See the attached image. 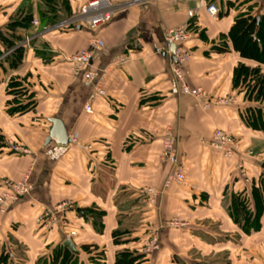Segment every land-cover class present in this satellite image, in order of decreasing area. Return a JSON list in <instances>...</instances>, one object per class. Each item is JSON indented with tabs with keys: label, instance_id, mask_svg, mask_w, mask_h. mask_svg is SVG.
<instances>
[{
	"label": "crops",
	"instance_id": "0c3cea01",
	"mask_svg": "<svg viewBox=\"0 0 264 264\" xmlns=\"http://www.w3.org/2000/svg\"><path fill=\"white\" fill-rule=\"evenodd\" d=\"M68 1L73 16L90 0ZM109 3L112 15L96 29L80 22L58 30L63 20L51 26L40 21L41 0H0L3 34L24 8L38 22L23 34L31 42L21 66L0 67V195L10 194L8 183L26 176L30 185L27 195L0 213V264H51L52 250L71 231L78 264H114L125 249L142 255V264H264V205L253 193L263 179L264 131L243 121L246 109L262 106L246 101L234 78L239 66L264 75V63L241 58L229 40H221L236 17L264 16V0ZM210 3L218 8L216 19L202 8ZM185 25L191 32L176 53L188 55L180 65L184 82L205 92L206 108L181 92L171 59L154 54L168 31ZM222 42L226 51L219 53L215 48ZM84 50L92 52L98 73L94 87L103 91L90 115L84 105L94 89L81 75L73 77L63 61ZM14 76H26L28 83L29 96L20 101L29 106L18 112L7 89ZM52 118L64 125L67 145L46 142ZM218 130L237 144L229 146L230 157L209 146ZM167 139L182 183L166 184L175 168L162 157ZM239 199L259 217L249 233L232 218ZM174 219L178 225L169 226ZM115 231L124 233L117 244ZM151 233L157 234L158 249L141 254Z\"/></svg>",
	"mask_w": 264,
	"mask_h": 264
},
{
	"label": "trees",
	"instance_id": "16d2710c",
	"mask_svg": "<svg viewBox=\"0 0 264 264\" xmlns=\"http://www.w3.org/2000/svg\"><path fill=\"white\" fill-rule=\"evenodd\" d=\"M41 4L42 9L39 11V19L45 25H54L72 15V8L68 0H41ZM33 17L31 8H24L17 13L14 19H10V22L6 25L9 34H3L0 30V43L3 44L4 54L8 55L6 65L0 64L4 71L17 69L21 66L25 49L18 44L24 41L23 34L31 29ZM226 39L231 42L232 49L241 58L264 63V16L255 18L247 13L236 17L229 33L221 37L222 41ZM215 50L219 53L225 52V42H222V45L215 48ZM41 53L42 56L45 55L43 52ZM234 78L235 85H237V82L240 83L236 88L238 87V90L245 94L246 101L260 103V106H262H252V108L246 109L244 123L251 129L264 131V75L260 73L259 69L239 66L235 70ZM7 89L13 97L12 109L18 112L29 106L27 101H20L22 97L29 96L26 76L24 78L13 77L9 81ZM262 178L260 185L253 189V193H257L260 203L264 205V171ZM247 207L246 200L239 199L234 207L236 213L232 214V218L236 223L245 227L246 233H249L250 229L254 231V228L259 226V217L258 214L253 217ZM123 234L120 231L113 232L114 243H120ZM75 255L68 249H63L61 245L52 250L53 261L51 264H78ZM142 258L143 256L137 252L125 249L116 254L114 264H142Z\"/></svg>",
	"mask_w": 264,
	"mask_h": 264
},
{
	"label": "built area",
	"instance_id": "2783aa9c",
	"mask_svg": "<svg viewBox=\"0 0 264 264\" xmlns=\"http://www.w3.org/2000/svg\"><path fill=\"white\" fill-rule=\"evenodd\" d=\"M206 15L211 19H216L218 17V8L214 4H206L202 7ZM112 15L111 6L109 0H90L85 5L81 6L78 17L75 22L84 24L87 28L94 30L98 26L103 25L108 22ZM194 12H190V16H193ZM71 20H67L61 25L69 23ZM71 23V22H70ZM37 21H33L32 25L37 26ZM190 27L188 25L177 27L168 31L164 37L163 45L158 46L154 49V54L160 55L164 54L171 59V73L175 79L180 83L181 92L184 95H188L196 100H200L203 106L206 108L208 106L207 97L203 90L199 88L191 89L184 82L183 72L180 65L188 59L187 54L179 55L176 53L177 45L186 41L190 35ZM25 44L28 46L29 39L24 40ZM97 45V43H95ZM176 46L175 52L171 53V47ZM92 46V45H91ZM92 48H94L92 46ZM92 52L90 50L79 51L71 55H66L63 57V61L69 65L70 73L73 77H78L81 75L84 85L94 89V91L89 95L87 102L84 105V112L86 114H92V102L97 97L103 94V91L99 86L94 87V82L98 78V73L92 68L91 64ZM101 81V79H100ZM234 142L230 137L222 131H216L213 134L209 146L212 147L217 152L223 153L224 157H230L231 152L229 146ZM162 157L172 164L175 168L169 174L166 184L175 182L182 183L184 181V176L182 174L181 167H177V157L174 151L173 143L170 140H166L163 147ZM240 167L243 171V177L245 175L243 167ZM28 176L24 178L22 182L19 183H8L10 189V194L0 195V213H4L5 209L8 208L9 204L17 201L23 195H27L30 191V185L27 182ZM147 193L153 198L157 196V192L153 189H148ZM153 202V199L151 200ZM46 216H50V212L46 213ZM41 220V219H40ZM172 224H178L177 219L171 220ZM75 236V232L71 231L67 235V239ZM158 249L157 234L153 233L150 236L149 241L144 247V253H149L151 250Z\"/></svg>",
	"mask_w": 264,
	"mask_h": 264
},
{
	"label": "rangeland",
	"instance_id": "374dc122",
	"mask_svg": "<svg viewBox=\"0 0 264 264\" xmlns=\"http://www.w3.org/2000/svg\"><path fill=\"white\" fill-rule=\"evenodd\" d=\"M81 8V7H80ZM80 8L77 10V11H75V13L73 14V16H70V18H68L69 20H71V19H73L72 21H70L69 23H67V24H64V25H61L62 23H64L65 21H67V19H63V21L61 22V23H59V24H57L56 25V28L58 29V30H63V29H75L76 28V26L77 25H79V23H77V22H75V20H76V18L78 17V13H79V10H80ZM5 9H7V14H9V13H12L14 10H13V8H12V6L11 7H9V8H5ZM2 11H4V9H2V8H0V13H2ZM12 15V14H11ZM10 15V16H11ZM10 19H12V17L10 18ZM34 19V18H33ZM75 19V20H74ZM33 21H37V20H32V22H31V28H33V27H35V26H33L32 25V23H33ZM38 23V22H37ZM38 25V24H37ZM29 39V42L27 43L28 44V46H30V42H31V37L29 36V35H27V36H25L24 35V40L25 39ZM25 41H22L20 44H18L20 47H28L25 43H24ZM3 45V44H2ZM41 46V48L43 49L42 51H46V47L44 46V45H40ZM29 48V47H28ZM8 58V55H0V64L2 65V64H5L6 65V59ZM9 74V71L8 72H6V75H8ZM14 77H16V76H14ZM13 77H11L10 78V80L12 79ZM20 78V77H19ZM258 105H260V103L258 104ZM219 131V130H218ZM216 132V131H215ZM214 132V133H215ZM237 144L236 143H233L232 145H231V148H233V149H235V146H236ZM222 156H223V153L221 154ZM236 169L239 171V173H240V177L242 178L243 177V170L240 168V167H236ZM28 179V178H27ZM24 180V179H23ZM22 180V181H23ZM21 181V182H22ZM27 182H28V184H29V180H27ZM24 196V195H23ZM6 211V210H5ZM167 224L169 225V226H171V227H175L176 225H178V224H172V221H169V222H167ZM69 234V233H68ZM153 233H151L150 234V236L152 235ZM74 237V236H73ZM149 240H147L145 243H144V245L142 246V249H141V251H142V253L141 254H143L144 253V247L146 246V243L148 242ZM153 250H151V252H152ZM91 251L90 250H88V253H90ZM148 254V253H147ZM5 264H7V263H5Z\"/></svg>",
	"mask_w": 264,
	"mask_h": 264
},
{
	"label": "water",
	"instance_id": "95a60500",
	"mask_svg": "<svg viewBox=\"0 0 264 264\" xmlns=\"http://www.w3.org/2000/svg\"><path fill=\"white\" fill-rule=\"evenodd\" d=\"M175 50H176V46L174 45L171 47V53L173 54ZM48 123L50 124V128L48 130V137L46 142H50L54 140L58 146L67 145L70 142V140L68 139L66 130L62 122L58 119L52 118L48 120ZM63 247L64 249H68L71 253L77 254L74 246L72 245L69 239H66L63 242Z\"/></svg>",
	"mask_w": 264,
	"mask_h": 264
}]
</instances>
